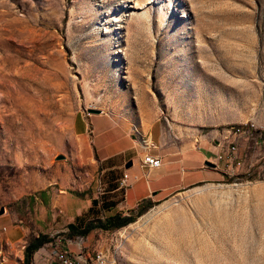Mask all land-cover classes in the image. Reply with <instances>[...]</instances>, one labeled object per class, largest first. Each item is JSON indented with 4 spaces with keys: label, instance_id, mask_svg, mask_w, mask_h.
Segmentation results:
<instances>
[{
    "label": "rangeland",
    "instance_id": "rangeland-1",
    "mask_svg": "<svg viewBox=\"0 0 264 264\" xmlns=\"http://www.w3.org/2000/svg\"><path fill=\"white\" fill-rule=\"evenodd\" d=\"M89 107L155 119L166 146L208 136L225 173L83 233L103 215ZM1 207L85 264H264V0H0Z\"/></svg>",
    "mask_w": 264,
    "mask_h": 264
},
{
    "label": "crops",
    "instance_id": "crops-1",
    "mask_svg": "<svg viewBox=\"0 0 264 264\" xmlns=\"http://www.w3.org/2000/svg\"><path fill=\"white\" fill-rule=\"evenodd\" d=\"M74 127L88 140L96 159L103 210L100 217L116 211L125 213L145 201L165 200L177 191L218 180L225 173L210 137L199 135L187 146H166L164 129L155 119L147 126L132 125L104 110L87 109L77 112ZM145 153L160 156L161 162L143 165ZM206 160L215 165L206 164ZM36 235L29 236L27 228L6 214L0 215V264H53L51 253L42 252V247L24 262L25 246Z\"/></svg>",
    "mask_w": 264,
    "mask_h": 264
},
{
    "label": "trees",
    "instance_id": "trees-1",
    "mask_svg": "<svg viewBox=\"0 0 264 264\" xmlns=\"http://www.w3.org/2000/svg\"><path fill=\"white\" fill-rule=\"evenodd\" d=\"M152 204V201H148L147 204L144 205L143 208H140L137 212L138 214H141L145 206ZM101 206L104 207V204L101 203ZM142 207V206H141ZM136 217L134 214H125L119 211L109 213L103 217L97 216L95 220L89 219L82 227L81 231L83 233H86L88 230L93 229L95 227H99L101 229L107 230L111 228H116L121 225H124L132 220H134ZM68 228L70 230H74L75 225L72 222L68 223ZM53 239L52 236H50L48 233H38L35 237H33L25 246L24 249V262H29L31 259V256L33 252L38 249L41 245H43L45 242L51 241Z\"/></svg>",
    "mask_w": 264,
    "mask_h": 264
},
{
    "label": "built area",
    "instance_id": "built-area-1",
    "mask_svg": "<svg viewBox=\"0 0 264 264\" xmlns=\"http://www.w3.org/2000/svg\"><path fill=\"white\" fill-rule=\"evenodd\" d=\"M161 162V158L158 155H153L150 153H145L141 158V163L143 165H158ZM51 256L53 264H85V261L79 256H74L70 254L66 249L54 246L52 247ZM94 264H106V258L101 253L96 254Z\"/></svg>",
    "mask_w": 264,
    "mask_h": 264
},
{
    "label": "water",
    "instance_id": "water-1",
    "mask_svg": "<svg viewBox=\"0 0 264 264\" xmlns=\"http://www.w3.org/2000/svg\"><path fill=\"white\" fill-rule=\"evenodd\" d=\"M89 111L99 112L100 109L99 108H95V107H89ZM60 156H62V155H60ZM130 163L131 162H128V164H130ZM205 163L208 164V165H212V166L215 165V163L210 161V160H206ZM3 210H4V207H1L0 208V213L3 212Z\"/></svg>",
    "mask_w": 264,
    "mask_h": 264
}]
</instances>
